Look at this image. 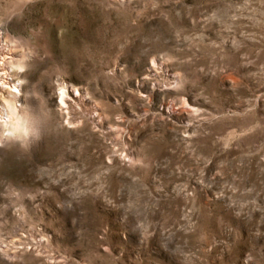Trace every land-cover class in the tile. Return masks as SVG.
<instances>
[{
    "label": "rangeland",
    "instance_id": "obj_1",
    "mask_svg": "<svg viewBox=\"0 0 264 264\" xmlns=\"http://www.w3.org/2000/svg\"><path fill=\"white\" fill-rule=\"evenodd\" d=\"M0 42V264H264V0H0Z\"/></svg>",
    "mask_w": 264,
    "mask_h": 264
},
{
    "label": "bare ground",
    "instance_id": "obj_2",
    "mask_svg": "<svg viewBox=\"0 0 264 264\" xmlns=\"http://www.w3.org/2000/svg\"><path fill=\"white\" fill-rule=\"evenodd\" d=\"M1 49H5V47H3L2 46V44H1V42H0V55H2L4 52L3 51H1ZM1 65V64H0ZM2 80H4V77H3V73H1V71H0V82H2ZM4 82V81H3ZM8 86H11V88H15V87H18L17 85H15V84H11L10 85V83H6ZM9 104V103H8ZM10 107V106H9ZM11 108V107H10ZM12 109V108H11ZM10 109V110H11ZM13 111H14V109H13ZM13 113V112H12ZM15 114V113H14ZM12 117V116H11Z\"/></svg>",
    "mask_w": 264,
    "mask_h": 264
},
{
    "label": "built area",
    "instance_id": "obj_3",
    "mask_svg": "<svg viewBox=\"0 0 264 264\" xmlns=\"http://www.w3.org/2000/svg\"><path fill=\"white\" fill-rule=\"evenodd\" d=\"M15 92V91H14Z\"/></svg>",
    "mask_w": 264,
    "mask_h": 264
}]
</instances>
